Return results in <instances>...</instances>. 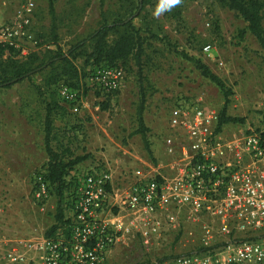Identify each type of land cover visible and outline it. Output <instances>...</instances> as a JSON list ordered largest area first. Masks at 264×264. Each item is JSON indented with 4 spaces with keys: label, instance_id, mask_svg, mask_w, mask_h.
Returning <instances> with one entry per match:
<instances>
[{
    "label": "rangeland",
    "instance_id": "374dc122",
    "mask_svg": "<svg viewBox=\"0 0 264 264\" xmlns=\"http://www.w3.org/2000/svg\"><path fill=\"white\" fill-rule=\"evenodd\" d=\"M49 1L32 0L34 13L30 29L37 41L34 51L40 56L57 48L66 52L102 22L122 18L125 10L136 3V0H52L56 23L53 39ZM25 2L0 0V21L11 18ZM179 3V15L171 17V11L177 9ZM133 22L136 26H149L151 33L142 34L145 42L140 65L129 60L125 66H117L124 72L120 90L97 91L93 83L96 71L103 65L91 60L85 62L83 57L74 60L80 71L77 89L80 110L77 113L65 110L63 114L54 115L55 135L51 145L53 148L64 145L74 156L84 157L76 165L78 172L105 161L114 163L120 158L129 165L138 164L131 155L161 164L166 156L160 133L168 110L178 99L221 111L224 99L219 88L202 76L183 54L201 60L231 89L225 113L242 121L225 124L222 127L225 134L230 135L238 128L262 126L264 52L246 29V23L233 11L215 0H179L178 3L147 0ZM206 44L213 49L210 57L200 53ZM86 48L90 51L89 46ZM17 56L26 55L18 53ZM45 73L34 75L31 81L24 79L9 87H0V233L7 222L16 231L23 229L24 216L40 210L45 216H53L54 222L56 198L48 191L46 197L38 198L32 189L36 174L44 169L47 161L43 148L44 99L53 94L60 102L58 88L67 83L58 80L46 89L42 85ZM33 83L42 85L41 95ZM140 83L145 85L146 91L143 117L151 156L134 133ZM65 212L68 215L67 207ZM46 220H41L39 225L42 234L49 226ZM180 251L182 247L176 243L170 252ZM157 254L161 252H149L136 240L112 249L105 264H160Z\"/></svg>",
    "mask_w": 264,
    "mask_h": 264
},
{
    "label": "built area",
    "instance_id": "2783aa9c",
    "mask_svg": "<svg viewBox=\"0 0 264 264\" xmlns=\"http://www.w3.org/2000/svg\"><path fill=\"white\" fill-rule=\"evenodd\" d=\"M33 13L26 0L0 21V46L21 55L36 50ZM212 50L206 44L200 53ZM123 81L121 68L103 66L93 85L114 93ZM58 96L69 112L80 110L77 90L61 85ZM218 119L215 109L178 99L160 133L161 164L131 155L138 164L120 158L75 168L63 205L67 233L24 244L22 252L9 249L5 264H105L112 249L136 240L161 252L160 264H264V110L261 127L230 135L217 130ZM37 183L35 196L46 197L40 176ZM176 243L183 251L170 252Z\"/></svg>",
    "mask_w": 264,
    "mask_h": 264
},
{
    "label": "trees",
    "instance_id": "16d2710c",
    "mask_svg": "<svg viewBox=\"0 0 264 264\" xmlns=\"http://www.w3.org/2000/svg\"><path fill=\"white\" fill-rule=\"evenodd\" d=\"M222 7H226L239 16L246 23V29L255 38L260 48L264 52V0H215ZM147 0H136L135 6L125 10L122 18L112 22L104 21L90 33L86 38L77 41L66 52L57 48L55 51H47L42 56L37 52H29L26 56L18 57V51L6 46H0V87H9L13 83L24 79L32 80L38 73L44 74L42 85L48 89L58 80H62L72 89H78L80 71L74 60L83 57L86 61L91 60L96 65L108 67L125 66L129 60H133L135 65H140L143 54L145 38L143 33H151L149 26H136L133 19L140 16ZM171 11L170 16L179 15L180 3ZM51 14L50 34L56 38V23L54 22L53 1L48 3ZM144 19V18H143ZM90 47V51L87 50ZM6 52V54H4ZM183 54V53H182ZM5 55V56H4ZM187 60L191 61L202 76L208 78L217 85L223 95V106L219 112L217 130H221L225 124L241 122L242 119L226 115V106L229 102L231 89L227 88L222 80L199 59L183 54ZM33 83L35 89L41 92V86ZM139 99L135 111L137 128L135 134L141 136L144 150L152 155L150 142L148 139V128L145 125L143 113L146 106L145 85L139 84ZM102 107L105 105L103 103ZM44 118H43V148L47 155L44 169L38 172L34 178L32 191L38 188L37 177L46 184L49 194L56 198V209L54 213V223L44 232L45 238H54L58 230L67 233L65 219V200L71 192L73 177L71 172L84 157L74 156L70 149L64 145L53 148L51 140L54 137L53 118L56 113L63 114L66 110L58 99L51 94L44 99Z\"/></svg>",
    "mask_w": 264,
    "mask_h": 264
},
{
    "label": "crops",
    "instance_id": "0c3cea01",
    "mask_svg": "<svg viewBox=\"0 0 264 264\" xmlns=\"http://www.w3.org/2000/svg\"><path fill=\"white\" fill-rule=\"evenodd\" d=\"M136 135L141 139L139 134ZM46 218L49 220L48 229L54 223L53 216H45L42 210L34 212V214L31 215L27 213L24 216L25 223L23 229H17L16 231L14 227L9 226L8 222L5 223V230L0 233V264L7 262L5 251L9 249H18V251L22 252L24 250V244H35L41 237H44V233L42 234L39 230V225L42 223L41 220L47 221ZM31 252L34 254L35 250L32 249Z\"/></svg>",
    "mask_w": 264,
    "mask_h": 264
},
{
    "label": "clouds",
    "instance_id": "9594fccd",
    "mask_svg": "<svg viewBox=\"0 0 264 264\" xmlns=\"http://www.w3.org/2000/svg\"><path fill=\"white\" fill-rule=\"evenodd\" d=\"M170 2L178 3L179 0H170Z\"/></svg>",
    "mask_w": 264,
    "mask_h": 264
}]
</instances>
